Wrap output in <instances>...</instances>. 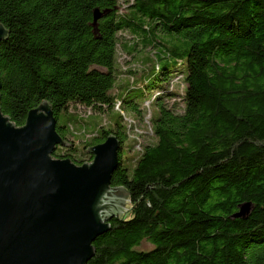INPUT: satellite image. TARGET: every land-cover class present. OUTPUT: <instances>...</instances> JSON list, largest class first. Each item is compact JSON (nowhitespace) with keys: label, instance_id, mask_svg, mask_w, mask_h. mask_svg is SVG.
I'll return each instance as SVG.
<instances>
[{"label":"trees","instance_id":"16d2710c","mask_svg":"<svg viewBox=\"0 0 264 264\" xmlns=\"http://www.w3.org/2000/svg\"><path fill=\"white\" fill-rule=\"evenodd\" d=\"M123 3L0 0L9 30L0 42V112L20 127L45 101L66 142L71 124L87 134L70 106L100 113L119 102L148 117L152 142L134 157L123 156L118 113L78 154L72 139L51 153L79 166L91 160L88 147L108 135L119 142L110 186L126 191L131 219L109 221L85 264H264V0ZM120 34L132 41L128 53L150 49L152 60L138 77L126 71L131 82L111 94L122 74ZM177 78L180 94L170 85ZM246 204V216L233 218Z\"/></svg>","mask_w":264,"mask_h":264},{"label":"water","instance_id":"95a60500","mask_svg":"<svg viewBox=\"0 0 264 264\" xmlns=\"http://www.w3.org/2000/svg\"><path fill=\"white\" fill-rule=\"evenodd\" d=\"M98 19L94 11L93 22ZM8 34L0 24V42ZM51 111L40 102L20 127L0 112V264H85L109 221L131 219L126 191L110 186L116 137L88 147V163L52 159L57 147L71 145L56 134ZM248 209L243 205L233 218Z\"/></svg>","mask_w":264,"mask_h":264},{"label":"rangeland","instance_id":"374dc122","mask_svg":"<svg viewBox=\"0 0 264 264\" xmlns=\"http://www.w3.org/2000/svg\"><path fill=\"white\" fill-rule=\"evenodd\" d=\"M123 1L124 0H120L121 9L126 8V5L123 3ZM131 42L132 41L127 34H120V45L116 50V66L122 74H120L115 81L111 94L119 92L121 88L125 86V83L129 84L131 82L130 77H128L125 73L126 71H128L131 75L138 77L142 71L147 69L148 66L146 64L149 62L148 59H151L152 57L153 52L150 49L141 50L138 47H135L133 51L128 53ZM122 47H124V49H122ZM151 65H153V63ZM170 85L174 92L177 94L181 93L183 85L180 79H173ZM145 104L147 103H144L143 105ZM67 113L73 117L78 116L79 114L81 119L84 121V131L87 133L85 136L80 133L82 126L79 123L71 124L68 127V134H66L67 143H69L68 141L72 139L77 154L79 153L81 147L79 144L90 139L93 136L94 130L96 128L102 127L103 129H106L115 121L117 117L116 112L113 110L100 113L88 111L87 113V110L81 106H70L67 110ZM123 114L127 121L124 123L126 128V137L122 144V151L123 156L131 158L134 157L136 152L143 146L150 144L152 142V137L148 131V125L144 123L145 120L143 121L132 114H127L126 112H123ZM62 120L63 114L61 113L58 115L57 122L60 124ZM142 248L147 249L148 247L144 245Z\"/></svg>","mask_w":264,"mask_h":264},{"label":"built area","instance_id":"2783aa9c","mask_svg":"<svg viewBox=\"0 0 264 264\" xmlns=\"http://www.w3.org/2000/svg\"><path fill=\"white\" fill-rule=\"evenodd\" d=\"M144 107L147 108V107H148V104H145ZM86 110H87V113H88V111H90L89 109H86ZM113 111L116 112V113H118V114L121 116L123 123H125V121H127V120L124 118V114H123L124 111L120 108V103H119V102H115V103H114V105H113ZM78 117L81 118V116H80L79 114H78ZM147 118H148V117L146 116V117L143 119V121L145 120L144 123H146V124L148 125V131L150 132V127H149V123H148V121H147ZM150 134H151V132H150Z\"/></svg>","mask_w":264,"mask_h":264}]
</instances>
